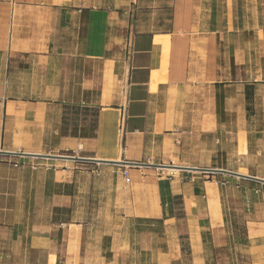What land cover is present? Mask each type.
Segmentation results:
<instances>
[{"label": "crops", "instance_id": "0c3cea01", "mask_svg": "<svg viewBox=\"0 0 264 264\" xmlns=\"http://www.w3.org/2000/svg\"><path fill=\"white\" fill-rule=\"evenodd\" d=\"M0 152V257L264 264V0H0Z\"/></svg>", "mask_w": 264, "mask_h": 264}, {"label": "rangeland", "instance_id": "374dc122", "mask_svg": "<svg viewBox=\"0 0 264 264\" xmlns=\"http://www.w3.org/2000/svg\"><path fill=\"white\" fill-rule=\"evenodd\" d=\"M65 125L72 129H81L80 134L91 135L94 129L95 109L68 106L66 108ZM0 264H23L17 260L9 259L6 256L0 257Z\"/></svg>", "mask_w": 264, "mask_h": 264}, {"label": "water", "instance_id": "95a60500", "mask_svg": "<svg viewBox=\"0 0 264 264\" xmlns=\"http://www.w3.org/2000/svg\"><path fill=\"white\" fill-rule=\"evenodd\" d=\"M0 153H2V152H0ZM34 156L67 158V159H75V160H81V161H93L91 159L79 158V157H74V156H66V157L46 156V155H34ZM104 162H108V161H104ZM132 164H134V163H132ZM153 166H158V167H171V166H165V165H153ZM172 168H183V167H172ZM201 170H205V171H217V170H210V169H201ZM221 172H225V173L232 174V175H236V176H240V177L251 178V177H248V176H244V175L237 174V173H233V172H229V171H221ZM263 182H264V180H263Z\"/></svg>", "mask_w": 264, "mask_h": 264}, {"label": "bare ground", "instance_id": "6f19581e", "mask_svg": "<svg viewBox=\"0 0 264 264\" xmlns=\"http://www.w3.org/2000/svg\"><path fill=\"white\" fill-rule=\"evenodd\" d=\"M80 147V146H79ZM99 160V159H98ZM169 166V165H168ZM177 167V166H176ZM168 169V168H167ZM170 172V171H169ZM173 173H177V168L176 170H172Z\"/></svg>", "mask_w": 264, "mask_h": 264}, {"label": "built area", "instance_id": "2783aa9c", "mask_svg": "<svg viewBox=\"0 0 264 264\" xmlns=\"http://www.w3.org/2000/svg\"><path fill=\"white\" fill-rule=\"evenodd\" d=\"M123 119V115L121 116V120Z\"/></svg>", "mask_w": 264, "mask_h": 264}]
</instances>
